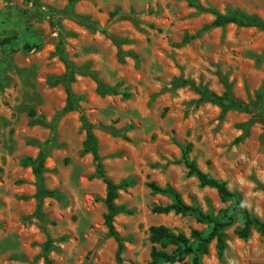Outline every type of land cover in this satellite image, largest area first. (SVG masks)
<instances>
[{
  "label": "rangeland",
  "instance_id": "1",
  "mask_svg": "<svg viewBox=\"0 0 264 264\" xmlns=\"http://www.w3.org/2000/svg\"><path fill=\"white\" fill-rule=\"evenodd\" d=\"M39 1L41 8L27 0H0V264H116L118 242L107 237L103 220L106 188L92 177V156L82 152L80 111L96 126L106 176L127 184L116 200L126 213L113 221L123 245L121 264L149 262L150 226L164 225L186 236L191 230L207 235L211 229L194 216L153 213L172 199L152 194L149 182L169 186L204 214L216 217L234 208L233 199L222 202L214 189L187 176L180 162L187 144L192 145L188 158L225 182L264 222V125L239 111L221 117L216 105L198 103L190 87H175L185 79L222 94L226 81L233 97L244 103L261 93L264 107V32L209 27L213 16L193 5L264 19V0H77L74 12L127 41L119 47L73 20L56 15L52 25L47 10L59 14L68 0ZM131 11L137 24L111 17ZM59 29L69 34L66 58L117 92L99 93L91 77H75L71 89L80 111L57 120L44 163V186L61 196L38 198L31 168L21 161L35 158L50 137V129L37 120L51 121L66 103L62 86L52 81L64 72L55 54ZM241 226L238 217L225 229L222 257L213 240L208 253L199 255L200 263L264 264V233L253 228L243 240L236 234ZM195 248L190 239L189 250L173 264L190 263Z\"/></svg>",
  "mask_w": 264,
  "mask_h": 264
},
{
  "label": "trees",
  "instance_id": "2",
  "mask_svg": "<svg viewBox=\"0 0 264 264\" xmlns=\"http://www.w3.org/2000/svg\"><path fill=\"white\" fill-rule=\"evenodd\" d=\"M33 4L35 8H41L39 0H27ZM77 0H68L64 9L59 14L52 10H47V14L50 16V23L55 24L56 15L58 18H66L73 20L80 26L89 28L91 30L99 31L104 35H107L109 39L116 45L122 46L127 44L126 40L120 39L108 32L107 26H100L98 23L92 21L89 17L78 15L74 12V5ZM194 8L198 12L210 13L213 16V20L209 27L223 28L228 25H235L239 28H256L264 32V19H260L253 16L245 15L239 11H234L227 14H220L212 8L203 7L200 4H193ZM116 16L115 20H129L135 24L138 21L135 19L134 12L131 11L128 15H119L117 12L111 14V17ZM69 36L68 33L58 30L57 44L55 47V54L64 65V72L52 78V81L61 85L66 94V103L64 107L54 115L51 121L40 118L37 123L46 125L50 129V137L43 144L39 145V152L35 158H25L21 161L23 166L31 168V171L35 178V184L37 187L38 198H54L60 197L61 194L58 190H49L44 186L43 173L44 163L46 158L47 147L54 141L56 122L62 116L74 112L80 111L78 105V97L72 92L71 85L77 75L89 76L97 84V91L99 93H116L117 90L113 87L104 85L97 77L96 73L87 70L84 67H77L72 64L65 55L64 42ZM8 41V40H7ZM30 49L29 46H26ZM190 87L198 95V103L210 102L216 105L220 109L221 117H223L229 111H239L246 114H253L257 119L264 125V107L263 98L261 93H257L255 100L251 103H244L231 94L230 85L228 82H224V91L222 94H216L215 92L207 89L202 85H196L194 82L179 79L175 83V87ZM81 126L85 131V141L83 143V154H90L95 164V170L93 178L102 180L105 184L106 194L104 198V205L106 212L103 215L104 225L107 228V237L114 238L118 242V249L116 253V264L122 263L121 252L123 245L121 239L118 237L113 221L115 216L121 213H126L124 207L116 204V200L119 196V191L127 184H115L112 182L105 173L102 159L98 153L97 140L93 133L96 128L95 125L91 124L86 116L80 111L79 117ZM102 130L108 131L113 135H119L111 127H101ZM191 144H187L182 148V155L180 162L184 165L187 170L188 177H195L201 187H209L214 189L222 202L229 199L234 200V208L232 210H221L218 212L216 217L204 214L200 209L189 206L183 202L179 194L176 193L169 186L161 187L155 182H149L147 187L150 189L152 194H161L169 196L172 199L170 204L165 206H155L152 212L155 214H169L181 216H194L198 223L207 224L210 226V231L207 235H204L198 230H191L189 236H186L183 232H178L164 225L150 226L148 228V241L151 245L149 262L147 264H164V263H177L180 262L184 254L189 250V240L193 239L196 244L195 254L191 259L190 263L187 264H201L199 255H205L208 253V246L215 240L217 254L222 257L223 252L226 248L225 243V229L230 227L234 221L240 217L242 218V226L237 230V237L243 240L249 238L253 228L258 229L261 233H264V222L253 216L246 208L240 203L236 195L229 190L226 183L217 180L207 173L200 170L197 164L188 158V154L191 151ZM37 214L43 217L40 212V206H38ZM168 247L173 248L171 251H167ZM51 248L50 244L45 246V250L48 251Z\"/></svg>",
  "mask_w": 264,
  "mask_h": 264
}]
</instances>
